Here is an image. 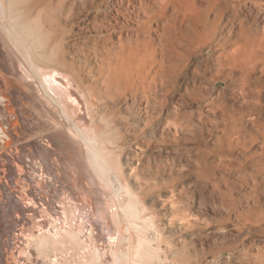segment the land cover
<instances>
[{
	"label": "bare ground",
	"instance_id": "6f19581e",
	"mask_svg": "<svg viewBox=\"0 0 264 264\" xmlns=\"http://www.w3.org/2000/svg\"><path fill=\"white\" fill-rule=\"evenodd\" d=\"M210 213L264 264V0H0V264H201Z\"/></svg>",
	"mask_w": 264,
	"mask_h": 264
},
{
	"label": "rangeland",
	"instance_id": "374dc122",
	"mask_svg": "<svg viewBox=\"0 0 264 264\" xmlns=\"http://www.w3.org/2000/svg\"><path fill=\"white\" fill-rule=\"evenodd\" d=\"M204 212H206V211H204ZM161 213H162L161 216L164 217L165 212L162 211ZM204 215L205 216L202 217L203 219L200 220V223H201L200 226L201 225L202 226H206L207 223H211L212 224L210 219L212 220L214 218L213 214L210 213L209 216L206 215V214H204ZM208 218H210V219L207 220L208 221L207 222L206 219H208ZM164 219H165V217H164ZM204 219H205V221H204ZM201 221H204V222H201ZM213 225L214 224H212L208 228L203 229L204 231L201 230L202 232L200 231V233H197L196 239H194L195 242L197 241V243H196L197 249H198L197 253L199 254V257H200V260H201V264H247V262H246L247 260L246 259H241L240 258V254H239V250L235 249L238 246V244L240 243L239 238L236 237V236H239L238 232L234 228H232V226H231V228L226 226V228H222L221 229V226H217V225L213 226ZM212 226H213V228H212ZM177 235L176 236L174 235L175 238L178 237ZM226 237L229 239V241H228V239ZM227 243L228 244L230 243L229 247L227 246ZM222 248H224V249H222ZM194 251H195L194 246L193 247L191 246L190 247V252L192 254H195Z\"/></svg>",
	"mask_w": 264,
	"mask_h": 264
}]
</instances>
